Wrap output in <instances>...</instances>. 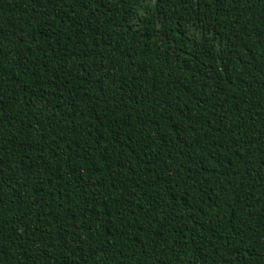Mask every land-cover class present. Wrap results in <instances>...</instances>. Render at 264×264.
<instances>
[{"label": "trees", "instance_id": "obj_1", "mask_svg": "<svg viewBox=\"0 0 264 264\" xmlns=\"http://www.w3.org/2000/svg\"><path fill=\"white\" fill-rule=\"evenodd\" d=\"M0 264H264V0H0Z\"/></svg>", "mask_w": 264, "mask_h": 264}]
</instances>
